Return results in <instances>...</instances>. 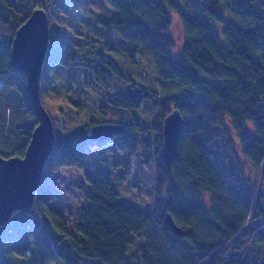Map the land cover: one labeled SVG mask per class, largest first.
Returning <instances> with one entry per match:
<instances>
[{"label":"trees","instance_id":"obj_1","mask_svg":"<svg viewBox=\"0 0 264 264\" xmlns=\"http://www.w3.org/2000/svg\"><path fill=\"white\" fill-rule=\"evenodd\" d=\"M109 1L114 12L98 20L106 33L105 45L126 53L133 62L138 61V51L149 55L158 78L174 82L183 90L161 94L156 88L132 81L130 90L109 95L107 102L130 108L150 100L157 109L154 119L145 121L136 116L131 123L122 118L90 119L79 127L80 138L56 141L44 174L50 178L63 166H83L88 145L106 144L108 141L87 139L94 124L115 122L123 125L122 130L141 133L153 130L154 139L143 140L142 153L146 161L153 160L155 168L154 208L148 213L123 203L108 180L97 178L87 192L90 203L68 221L51 206L55 191L42 179L34 206L27 212L15 211L7 224L0 225V246L10 236L42 224L46 234L32 253L26 255L27 245L19 247L21 264H27L25 258L29 264L58 259L63 264H264L260 251L247 248L248 241L264 244V190L242 175L244 170L235 152L232 159L241 166V174L239 178L226 175L219 152L213 149V145L218 148L215 140L220 136L219 128L227 132L226 120L230 119L246 160L251 165L250 158L261 160L260 181L264 185V14L244 7L248 2L264 6V0ZM220 2L227 13L217 8ZM2 4L0 39H8L0 43V95L12 83L17 101L4 106V115L16 119L12 127L15 141L5 144L0 135L5 146L0 147V154L23 156L37 118L27 97L26 75L12 66L10 48L17 28L29 13L10 0H2ZM173 14L179 18L184 35L179 48L172 34ZM219 23L223 24L220 32L215 27ZM116 35L121 38L115 39ZM86 54L99 64L81 63L74 54L58 60V64L86 67L109 88L111 73L121 74L117 62L101 50L91 49ZM55 59L56 55H51L44 69V87ZM56 78L54 72L52 81ZM174 108L180 110L183 122L169 168L163 156L161 131L165 116ZM248 123L253 132L247 129ZM118 144L132 147L130 141ZM224 194L245 205L248 213L237 218L228 209L216 212L213 199ZM168 214L184 234L171 228ZM8 262L12 264L5 257L0 264Z\"/></svg>","mask_w":264,"mask_h":264},{"label":"rangeland","instance_id":"obj_2","mask_svg":"<svg viewBox=\"0 0 264 264\" xmlns=\"http://www.w3.org/2000/svg\"><path fill=\"white\" fill-rule=\"evenodd\" d=\"M10 1L15 3L20 10L28 13L35 7H44L49 15L50 41L42 72L41 93L43 103L53 118L56 140L80 138L82 135L79 127L85 125L90 119L122 118L131 123L137 116L145 121H152L157 109L150 100H144L139 106L130 108L116 107L107 102L109 95L130 90L132 81L156 88L161 94L183 90L174 82H164L158 78L149 55L138 51V61L133 62L126 53L111 50V45H105L106 33L100 27L98 20L108 17L114 12V7L109 0ZM216 6L224 14L227 13L221 2ZM244 7L249 11L264 14V6L259 3L255 7L248 2ZM0 11H4L2 0H0ZM173 19L172 34L176 39L177 48H179L184 40L183 30L176 14H173ZM222 26L223 24L219 23L215 27L220 32ZM120 38L119 35L115 36L117 40ZM3 39L8 38L2 37L0 43ZM91 49L101 50L118 64L121 74L111 73V86L109 88L100 84L91 70L86 67L79 65L76 68L71 63L68 67L58 64V60H66L69 54H74L79 62L97 66L98 61L86 54ZM51 55H56V59L50 67V80L44 87L46 75L44 69L50 62ZM84 60L86 61L84 62ZM54 72L57 77L55 82L52 81ZM13 91L12 83H10L0 95V135L5 139V144L15 141L12 127L16 119L13 116L9 119L4 115L5 104L8 101H17ZM225 127L227 132L219 128L220 136L215 140L218 148L213 145V149L219 152V161L224 172L228 176L239 178L242 168L235 159H232V154L235 152L244 170L242 175L244 174L246 178L250 179L256 187L260 185V188L264 190V185L260 181L261 160L250 158L253 162L251 165L244 156L240 139L233 129L230 119L226 120ZM247 127L250 132H253L250 123L247 124ZM154 136L153 130L142 133L122 130L106 144L88 145L83 155V166H63L54 170L50 178L44 174L42 179L47 180L55 191V198L51 202V206L58 209L69 221L73 213L81 211L90 203L87 192L91 181L102 178L109 181L123 203L143 212H151L155 203V168L153 160L149 162L145 160L142 144L143 140H152ZM229 138L230 144H227ZM122 140L132 142V147L128 145L120 147L118 143ZM1 142L0 147L4 148V142ZM59 149L58 147L57 151ZM213 200L215 201L216 212L228 209L230 212L233 211L237 218H243L248 213L245 205L227 194L217 196ZM211 201L212 199L210 203ZM45 234L44 226L37 224L28 227L24 233L10 236L0 246V261L7 257L12 261V264H21L22 256L18 251L19 247L27 245L25 250L26 255H29ZM247 248L254 252L260 251L259 255L264 256V244L262 243L257 244L248 241ZM25 260V263L29 264V260L26 258ZM48 263L63 264L59 259ZM8 264L10 263L8 262ZM30 264L36 263L30 261Z\"/></svg>","mask_w":264,"mask_h":264},{"label":"water","instance_id":"obj_3","mask_svg":"<svg viewBox=\"0 0 264 264\" xmlns=\"http://www.w3.org/2000/svg\"><path fill=\"white\" fill-rule=\"evenodd\" d=\"M50 41V20L44 7H35L17 28L11 41L12 66L27 78L26 93L37 118L30 142L23 156L0 154V225L7 224L14 212L29 211L35 203L37 187L56 143L54 122L42 100L41 78ZM183 117L178 108L164 118L161 131L162 151L170 168L177 153ZM123 125L98 123L87 132L91 142L104 143L112 139ZM171 228L179 235L185 233L171 214L167 215Z\"/></svg>","mask_w":264,"mask_h":264}]
</instances>
